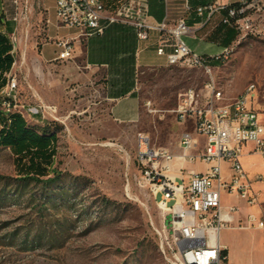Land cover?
I'll return each instance as SVG.
<instances>
[{
	"label": "rangeland",
	"instance_id": "374dc122",
	"mask_svg": "<svg viewBox=\"0 0 264 264\" xmlns=\"http://www.w3.org/2000/svg\"><path fill=\"white\" fill-rule=\"evenodd\" d=\"M2 4L4 32L13 44L11 77L17 80V106L12 110L21 112L30 127L54 132L57 143L52 166L39 181L21 180L13 155L0 147V264H172L175 246L168 212L158 207L144 176L137 138L144 134L152 148L179 154L180 137L192 123L178 124L172 111L188 89L206 99L209 77L203 69L185 66L141 68L136 82L139 120L118 124L109 116L103 91L73 79L70 60L52 67L40 63L42 46L47 44L45 57H54L58 49L51 39L68 32L53 26V1ZM209 65L224 97L217 104L232 102L254 84V105L264 118V35L242 36L228 59ZM39 105L55 106L56 120L30 115ZM247 165L253 175L264 174L257 157ZM48 179L55 183H46ZM259 192L264 217V182ZM224 204L236 205L242 220L257 214L235 197H224ZM235 228L242 229L241 221L222 230V242L230 261L248 264V249L255 246L258 253L264 234L256 228Z\"/></svg>",
	"mask_w": 264,
	"mask_h": 264
},
{
	"label": "built area",
	"instance_id": "2783aa9c",
	"mask_svg": "<svg viewBox=\"0 0 264 264\" xmlns=\"http://www.w3.org/2000/svg\"><path fill=\"white\" fill-rule=\"evenodd\" d=\"M57 28L74 30L78 37L88 39L103 35L113 24L134 29L138 41H146L151 31L159 34L157 55L165 57L169 66L200 68L207 74V97L188 89L178 100L173 114L178 124L192 128L182 133L181 152L172 154L166 148H152L150 139L138 135V159L144 167V176L151 184L153 197L162 210L168 212L169 229L173 234L175 252L172 264H230L227 248L220 242V233L228 228L239 212L237 206H222V195L235 196L249 207L260 209L261 194L255 183L264 182V174L252 177L244 167V148L252 145L264 167V118L255 108L257 89L249 84L232 102L230 108H217L224 100L218 93L210 63L221 62L231 55V46L242 36L262 39L264 35V0H214L195 7L201 26L219 15L220 25L236 33L232 43L219 54L207 57L193 52L181 39L191 32L184 18L174 23L157 22L150 16L151 0H126L119 5L113 17L92 14L85 0H52ZM186 13L191 11V0H180ZM205 1V0H199ZM17 4V1H15ZM73 38H57L56 60L73 59ZM169 47L170 52L165 49ZM17 80L12 89L0 95V106L8 113L15 109ZM30 115L56 120L57 109L51 105L32 107ZM21 113V112H20ZM199 137L205 139L201 148ZM209 164L204 173L185 168L187 162ZM227 165L228 173L223 172ZM186 177L188 179L185 183ZM173 202L172 206H168ZM242 228L264 230V219L250 213Z\"/></svg>",
	"mask_w": 264,
	"mask_h": 264
},
{
	"label": "crops",
	"instance_id": "0c3cea01",
	"mask_svg": "<svg viewBox=\"0 0 264 264\" xmlns=\"http://www.w3.org/2000/svg\"><path fill=\"white\" fill-rule=\"evenodd\" d=\"M102 1L107 8L109 7L108 10H111L119 0ZM191 2L193 5L196 3V0H191ZM181 8L183 9L180 0H153L149 5L150 16L154 21L174 23L178 19L184 18L186 23H189L191 32L183 35L181 39L198 55L207 57L217 55L235 39L230 40L231 32L233 31L235 33V31L233 29H225L220 25L219 15L214 16V18L205 26H201V18H196V16L190 14V12L186 13L184 9V12L181 13ZM53 26L56 28V31L64 29L57 28L56 22ZM57 38L74 39L73 59L68 62L71 76L74 80L80 81L83 87L95 86L103 91L104 99L110 104L107 110L110 118L118 124L137 122L140 117V102L136 88L137 74L139 70L141 68H155L167 64L165 57L158 56L156 52L159 34L155 31H151L148 40L138 41L132 27L114 24L109 26L103 35L90 37L88 39L78 37V33L74 30H68L64 36H57L51 40L55 41ZM229 40L231 41L230 44L228 43ZM52 43L55 46L54 42ZM46 45L47 44L43 45L40 50V63H50L49 66L51 67L54 66L55 62L62 63V61L56 60L58 51L55 52V56L52 58L44 56V47ZM165 51L170 52V48L167 47ZM78 61H80L81 65ZM199 142L201 148H203L205 139L199 137ZM253 157H257L261 162L260 156L253 152V146H246L244 148L242 162L252 177L257 174L253 175V173L249 171L247 164ZM209 167V164L200 161H195L193 163L187 162L185 164L186 169L193 170L197 173H204ZM223 172L225 175L228 173L227 165H223ZM187 181L188 179L186 177L185 183H187ZM261 184L262 183H255L256 190L259 191V186ZM226 196L230 195H222L223 207L232 205L224 204V197ZM235 199L240 200L237 197H235ZM260 211V209H257V214L264 219L263 215L260 214ZM247 216L242 220L237 213L233 223L240 224L241 221V224L243 225L246 223ZM247 229L250 228H235L234 230L245 232ZM261 232L264 234V230H261ZM220 242L227 248L229 263L234 264L229 259V249L227 244L222 242L221 233ZM259 243L258 253L255 251V246L248 249V251L250 250L248 264H263L264 245L261 242Z\"/></svg>",
	"mask_w": 264,
	"mask_h": 264
},
{
	"label": "trees",
	"instance_id": "16d2710c",
	"mask_svg": "<svg viewBox=\"0 0 264 264\" xmlns=\"http://www.w3.org/2000/svg\"><path fill=\"white\" fill-rule=\"evenodd\" d=\"M213 1L196 0V3L193 5L191 2L190 14H194L196 18H199L196 15L195 7L207 5ZM187 25L189 26L188 22ZM5 27L6 18L2 0H0V88L6 84V74L12 71L14 63L12 55L13 44L4 32ZM235 37L236 33L232 31L230 40H233ZM230 40L228 41L229 44L231 43ZM218 63L217 61H213L210 64L214 66ZM2 110L0 107V147L7 148L13 155L15 170L21 180L39 181V178L47 175L48 169L52 166L56 155V134L45 130L40 132L30 127L25 118L20 113L18 114L17 111H11L6 114ZM55 174L58 175V173ZM46 183H55V180L48 179Z\"/></svg>",
	"mask_w": 264,
	"mask_h": 264
},
{
	"label": "bare ground",
	"instance_id": "6f19581e",
	"mask_svg": "<svg viewBox=\"0 0 264 264\" xmlns=\"http://www.w3.org/2000/svg\"><path fill=\"white\" fill-rule=\"evenodd\" d=\"M85 1L87 2V8L92 10V14H96V15L102 16V17H113V16H115L117 13V10L119 9V5L126 2V0H119L116 2V5H114L112 7L111 10H108L109 7L107 8L105 3L102 0H85ZM226 59H228V57H225L224 59H222V61H225ZM15 82H16V79L14 77H11V72L9 74H6V84L2 88H0V95H3L5 93H7L8 91H10L12 89V85H14ZM248 89H249V85L246 87L245 90H248ZM218 93H221V92L218 91ZM218 101H220V100H218ZM232 102H236V98ZM232 102L225 104V105L217 104V108H230V105H232ZM0 107L3 109L2 106H0ZM2 111H4L7 114L5 109H3ZM4 112H2V113H4ZM9 112H11V111H9ZM18 114H19V112H18ZM163 211H166V210H163Z\"/></svg>",
	"mask_w": 264,
	"mask_h": 264
}]
</instances>
